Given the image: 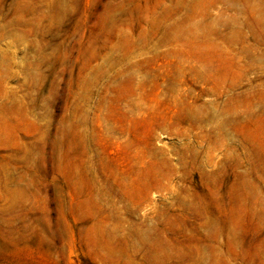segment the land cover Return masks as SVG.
Instances as JSON below:
<instances>
[{
  "label": "rangeland",
  "instance_id": "obj_1",
  "mask_svg": "<svg viewBox=\"0 0 264 264\" xmlns=\"http://www.w3.org/2000/svg\"><path fill=\"white\" fill-rule=\"evenodd\" d=\"M0 264H264V0H0Z\"/></svg>",
  "mask_w": 264,
  "mask_h": 264
}]
</instances>
